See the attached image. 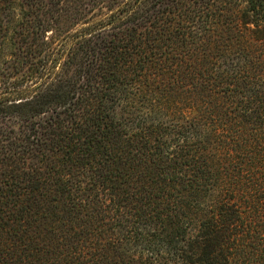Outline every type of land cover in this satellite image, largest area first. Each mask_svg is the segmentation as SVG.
Here are the masks:
<instances>
[{
    "label": "trees",
    "instance_id": "1",
    "mask_svg": "<svg viewBox=\"0 0 264 264\" xmlns=\"http://www.w3.org/2000/svg\"><path fill=\"white\" fill-rule=\"evenodd\" d=\"M0 264H264V0H0Z\"/></svg>",
    "mask_w": 264,
    "mask_h": 264
}]
</instances>
